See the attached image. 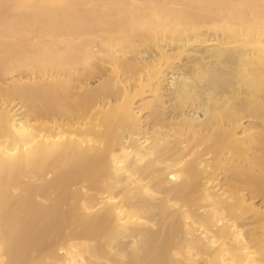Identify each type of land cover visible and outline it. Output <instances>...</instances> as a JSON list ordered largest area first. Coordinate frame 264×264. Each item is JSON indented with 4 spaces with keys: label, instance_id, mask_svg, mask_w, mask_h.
<instances>
[{
    "label": "bare ground",
    "instance_id": "1",
    "mask_svg": "<svg viewBox=\"0 0 264 264\" xmlns=\"http://www.w3.org/2000/svg\"><path fill=\"white\" fill-rule=\"evenodd\" d=\"M1 99L0 264H264V0H0Z\"/></svg>",
    "mask_w": 264,
    "mask_h": 264
},
{
    "label": "rangeland",
    "instance_id": "2",
    "mask_svg": "<svg viewBox=\"0 0 264 264\" xmlns=\"http://www.w3.org/2000/svg\"><path fill=\"white\" fill-rule=\"evenodd\" d=\"M190 57H196L198 56V54H189ZM169 63L171 64L172 68H173V71L172 74L175 76V77H180L182 75V72L183 70H185V67H186V64H185V60H179L177 57H172L170 60H169ZM189 76V75H188ZM170 76H166L165 77V81H163V86H164V92L167 90L166 87L168 86V80H169ZM21 81H25L26 78H19ZM103 78L101 79H94L92 81H90L88 83V86L91 87V88H95L99 85L100 81H102ZM5 100H0V110H2V108L4 109H7V110H16L17 114H19V117L20 115L23 114V112L25 111L24 108H22L21 104H20V101H17V100H12V101H8L4 104ZM10 103V104H9ZM20 112V113H19Z\"/></svg>",
    "mask_w": 264,
    "mask_h": 264
}]
</instances>
